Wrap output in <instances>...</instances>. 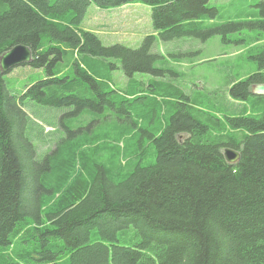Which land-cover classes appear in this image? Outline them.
I'll list each match as a JSON object with an SVG mask.
<instances>
[{"label": "trees", "instance_id": "1", "mask_svg": "<svg viewBox=\"0 0 264 264\" xmlns=\"http://www.w3.org/2000/svg\"><path fill=\"white\" fill-rule=\"evenodd\" d=\"M93 2L151 6L157 35L137 49L105 46L83 28ZM209 3L0 0V57L28 46L33 60L24 66L46 74L11 95L9 73L0 70V264H264V96L252 94L254 85L264 84V18L217 22L219 8ZM260 6L255 15L264 17ZM218 35L223 44L248 45L258 65L230 88L231 96L248 102V114L221 116L191 103L179 88L166 89L164 108L172 114L164 130L149 133L155 164L136 162L115 180L114 170L128 161L114 154L108 160L115 166L107 167L105 153L125 142L113 147L97 140L94 158L84 150L90 141L81 138L61 139L36 160L24 101L73 109L66 115L118 109L126 101L111 87L114 72L122 70L128 83L137 73L165 76L152 52L156 38L207 42ZM163 84L155 81V88ZM227 148L241 153L238 163L226 161ZM121 229L138 242L120 244ZM33 239L31 251L13 247Z\"/></svg>", "mask_w": 264, "mask_h": 264}, {"label": "rangeland", "instance_id": "2", "mask_svg": "<svg viewBox=\"0 0 264 264\" xmlns=\"http://www.w3.org/2000/svg\"><path fill=\"white\" fill-rule=\"evenodd\" d=\"M262 3L264 0H210L209 6L219 8L217 22L242 21L249 20L248 15L252 16L251 19L264 18L255 15L262 12ZM83 28L94 32L105 46L123 44L134 49L139 48L147 36L157 35L152 23V7L141 2L120 7H100L93 2ZM152 52L159 57L157 67L167 70L165 76L154 78L137 73L135 81L128 83L129 78L122 70L114 72L111 87L126 101L123 106L117 105L118 109H108L102 114L86 111L81 115H66L73 109L24 101L22 107L28 118L27 132L38 146L36 160L42 161L61 139L74 142L81 138L82 141H90L84 150L94 158L96 150L93 144L97 140L113 147L119 140L125 142V147L108 149L105 153L107 167L115 166L114 160H108L114 154L113 159L125 158L128 161V166L114 170L115 180L124 179L136 162L140 161L143 166L155 164L157 151L151 144L149 133L159 134L164 130V123L172 114L164 108L167 97L163 90L166 89L179 88L189 96L191 103L221 116L249 113L248 102L235 99L230 94L233 85L258 71V65L249 57L248 45L223 44L219 35L207 42L191 37L168 42L156 38ZM44 76L46 74L41 69L19 66L6 75V83L10 94L17 95ZM155 81L164 84L155 88ZM137 96L145 98L134 100ZM69 129L76 134L70 136ZM141 153H144L141 159L134 157ZM118 232L120 244L138 242V237H127L122 229ZM35 243V239L29 242L16 240L13 247L31 251ZM107 246L110 247L109 244Z\"/></svg>", "mask_w": 264, "mask_h": 264}, {"label": "water", "instance_id": "3", "mask_svg": "<svg viewBox=\"0 0 264 264\" xmlns=\"http://www.w3.org/2000/svg\"><path fill=\"white\" fill-rule=\"evenodd\" d=\"M32 60L33 51L30 47L25 45H16L0 57L1 73L5 75L16 67L30 64ZM252 94L256 96H264V84L254 85ZM224 156L227 162L236 164L241 158V153L231 148H227L224 151Z\"/></svg>", "mask_w": 264, "mask_h": 264}]
</instances>
